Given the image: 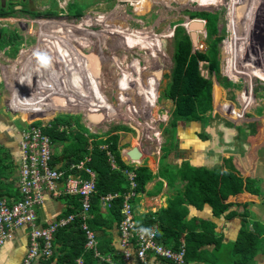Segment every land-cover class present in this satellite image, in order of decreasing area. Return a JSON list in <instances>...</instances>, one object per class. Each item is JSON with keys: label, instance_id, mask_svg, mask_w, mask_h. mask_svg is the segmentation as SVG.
<instances>
[{"label": "trees", "instance_id": "trees-1", "mask_svg": "<svg viewBox=\"0 0 264 264\" xmlns=\"http://www.w3.org/2000/svg\"><path fill=\"white\" fill-rule=\"evenodd\" d=\"M80 1L84 3L87 0H71L66 3V14L71 16L81 15L83 12L80 8ZM17 2L22 5L19 11L30 15L36 14L35 10L24 7V1L22 0H0V16H8L14 13V11H16L14 5H16L15 3ZM50 4V7L44 11L42 15H57L62 11L57 7L55 0H50ZM188 13L190 18H195L194 21L199 22L198 24L194 22L195 27L193 28L192 25L189 26L188 24V21L191 19H186V24H184V26L187 25V29L189 28L191 30L190 32L200 28V19L204 20L203 27L205 34L204 38H202V42L205 46L203 50L191 51V41L188 33L178 24L180 21L175 22L177 24L174 26L171 37L173 44L171 70L168 73H163V82L161 81L158 89V98L169 100L171 107L169 112L170 118L167 121L168 126L162 129L164 134H166L165 141L167 144H163L160 147L162 153L158 159L157 172L154 173L148 167L146 160L135 169L136 189L140 191L146 182L158 176L166 182L167 191H170V193L166 194V206L160 208L158 213H149L143 216L142 219L140 215H138L135 216V220L138 225L144 226L156 222L158 238L164 245L170 244L172 247H175L177 245V239L182 235L185 243V264L186 262H192L194 264H196L195 262L206 264H259V260L254 258V256L264 254V224L261 225L255 220H245L247 213L244 207H242V204L234 201L221 202L218 194L219 180L221 178L220 165L213 154L210 153L209 150H207L206 153L204 152L205 158L199 165H192L188 163V161H182V164L176 166L172 160H168L167 158L169 149L173 151L172 159L174 160L176 158L175 147L178 146V140L175 134L177 132L176 125L179 123L185 125L188 122H197L199 125V130L196 133L198 134L197 136H200L202 140H209V132L207 129L210 127V113L207 114L206 112L211 110V90L214 108L223 117L235 121L238 118L239 112H242L248 121L256 125V129L252 130L250 127L251 130L248 133V135L250 134L249 140L252 146L259 141L264 132V108L260 114H253L251 116L246 115L247 112H245L244 108L252 102L253 96L248 93L245 87L234 89L237 92L235 95L236 100L240 101L241 104V108H238L232 100H224L226 91H234L232 89L233 87L230 85L225 87L216 82L212 83V77L219 79L217 45L222 39V34L216 35V16L211 12L205 11H191ZM210 15H213V17H208ZM204 30L200 32L202 33ZM192 34L194 35V32ZM9 35L11 37L8 39V34L2 33L0 28V43H2L0 49H3L8 44L17 42L18 38L15 36L18 34L14 30L11 31ZM194 40L196 42V38H194ZM54 42H56V39H53V42H47L45 48H47V50H52L53 48H51V45H53ZM58 43L57 40V44ZM71 45L76 46L74 44ZM233 47L231 42L229 51L233 50ZM229 51L227 55V51L222 52V55L231 57V51ZM237 54H239V50ZM83 59H85V54ZM199 61L203 62V65L206 66H203L207 71L206 76L201 72ZM81 67L84 68L83 62H81ZM227 71L231 73L235 71L233 73V80H235V75L236 78L238 75L244 78L242 72L233 70V68L231 70H226V72ZM257 94L260 98H264V92ZM105 107H108L107 103ZM72 117L73 119H69L64 115L54 117L52 120L48 121L49 126L45 127L43 131L50 136L53 142L54 152L58 154L55 149L60 147L59 154L65 165L70 161H78L83 155L89 157L85 165L94 172L96 193L91 196V207L87 211V224L93 230L100 229V231L105 232V226L109 227L111 221L113 223L116 221L117 223L120 219L118 212L119 199L116 198L115 201H113L112 207L100 209L98 205V195L107 191L120 190V183L123 181V177L119 171L109 168L104 156V151L98 146L100 144H105L112 152L117 165L120 168H126L127 166H125L120 159L118 133H116L117 130L121 131V128L113 127V133L108 136L99 133H90L82 124L78 123V116L73 115ZM226 119L221 117L218 118V124L222 128L223 126L231 125ZM71 120H73L75 125L73 128H69L66 131L64 126H69ZM194 123L191 125L194 126ZM58 125H62L64 128L58 131L56 130V126ZM124 128L129 129L127 127ZM236 129H238V140L240 139V141L242 140V143H244L247 134L243 132V128L241 127H236ZM83 133H85V136ZM87 136H90L89 141ZM64 141L66 143H64ZM244 144L245 147L248 145L246 142ZM223 145V149L219 152L218 158L224 150L225 152L232 153L231 156L239 153L236 152L235 148H229L224 143ZM262 147H264V141L261 144V148ZM8 158H10V156L6 150H0V198H7L6 202H9L10 197L14 196L16 193L13 184L16 180L14 177L15 175L13 176L16 166L14 167L11 160ZM227 164L234 170L229 161H227ZM229 175L231 184L233 182L239 184L244 181L243 176H234L232 173ZM260 179L262 180V178ZM255 182L256 180L254 178H247L245 188L251 189L256 185ZM262 191L261 193L264 198V192ZM59 197L66 199L68 207L71 205L75 208L79 204L78 196L61 194ZM204 204L210 207V212L215 217L222 215V217L226 219H239V227L233 239L228 240L226 243H222L220 241V234L216 231L215 225L211 221H203L197 219L195 216L187 217L188 205L194 208H201ZM71 211V209H67L68 213ZM248 222L251 224L250 227L247 226ZM102 225L103 227L101 228ZM68 230V242H61L60 247L53 251L50 259L47 258L48 260L45 262L42 259L40 260L41 264H47L51 260H55L56 264H73L74 258L81 255L82 243L84 241L82 234L83 229L71 227V229ZM72 230L77 231L73 232L74 234H70ZM68 234L72 235V237H69ZM98 243L97 249L101 253L113 251L110 239L107 241L103 239L102 242L100 241ZM206 244H212L213 252H211V249L206 250V248H204ZM217 248L218 250L224 249L223 252L225 253L222 254L224 256L221 259H219V254L215 252ZM227 255L229 256L227 257ZM114 258L116 259V257ZM92 260L89 251L83 253L82 264H93ZM99 264L107 263L101 262Z\"/></svg>", "mask_w": 264, "mask_h": 264}, {"label": "rangeland", "instance_id": "rangeland-1", "mask_svg": "<svg viewBox=\"0 0 264 264\" xmlns=\"http://www.w3.org/2000/svg\"><path fill=\"white\" fill-rule=\"evenodd\" d=\"M22 1H24L23 2L24 7H27L28 9H32V10L36 11V14L33 16H37V17L42 16V17L49 18V16L42 15V13L50 7V5H51L50 0H22ZM70 1L71 0H55L57 7L62 10V11L60 10L61 12H59L61 14H57L56 16H66V12H65L66 11V3L70 2ZM119 1H121V0H119ZM240 1L241 0H193V1L192 0H130V1L129 0H122V2H120V3L123 4L124 7H123V9H121L119 11L121 13L109 15L111 17V20L108 23L107 27L104 26V25H106L105 20H104L105 23L102 21L98 25L91 26L93 29H95L97 27H101L100 25H102L103 31H105V28H106L107 31L110 29L111 33L106 35L107 32H105L104 35H102V34L96 32V34H95L96 36H94V31H91L90 29H88L86 32H84V29H86L87 27H85V25L82 24V28H81L82 33L87 34V36H88V37H85L86 43H84V44H81L84 41H77V40H79L80 36L76 37V35H75V38L73 39V41L66 40V38H64V36H60L61 34H63V30H62V28L61 29L59 28V26L56 22H60L61 19L55 18L56 16H54V17L51 16L52 18L50 17L49 19H44L46 22H49V21L54 22V24L43 22L41 27L44 26V24H45L46 26H48V28H51L53 30V32H52L53 35L49 36L50 38L47 37V38H49L47 40V42H53V39L54 40L56 39V42H54V43L56 44V46L58 45L57 50L60 53L64 52V51H61V49L64 48V46L68 47V46H72L71 44H74V45H80V47H85V49H88L87 53H89V55H91V53L93 51V49H92L93 46L95 48H98L100 46V49H101V53H99L100 58H101L100 59L101 60L100 65L98 64L96 57H94V58H92V64L90 65V68L96 70V66H97V71H98V68L100 66L101 75L98 77L97 82L100 85L102 84V86L98 87V84H97V87L102 92L97 89L98 91L96 90L95 94L105 93V95L107 96V99H108L106 102L108 107L106 108L104 105H102L103 103H98L100 101V99H97V97H96V99L94 97L85 99L86 97L81 92L79 93V91H78L79 94L75 95V96H77L76 99H85L84 101L89 104L87 106L88 111L91 112V110H92V113H94V114L99 113L100 114L99 119L94 120L93 124L90 123L85 116L86 113L83 114V110H81V109L71 110L72 108H64V107L61 108L62 105L57 106L54 101H51L50 99H48L49 97L50 98L54 97V99H56V96L54 93H56V92L59 93L61 90L64 89V85L62 83L63 81H57L53 84L54 86L52 87L53 90L51 88V92L48 91V89H46V92H45L44 90H40L41 89L40 87H39L40 89L38 88V90L41 91L40 95L43 96L42 100L44 102V106H43L42 111L46 112L42 116L43 119L45 121H47V119H48V121H49L54 117L62 116V115L67 116L69 119H73L72 116L75 115V116H78V123L82 124L86 129H89L90 132L95 131L99 134H104L106 136L113 133L112 132L113 127L120 125L121 131L118 130L116 132V133H118L117 134L118 135V147L120 148V157L125 158V156H126L125 165L127 166V171L135 170L136 167L143 164V162L145 160L152 163V164H149V167H151L154 164V162L156 161V159H157L156 157L160 156L162 153L160 150L161 145L167 144V142L165 141L166 134H164V131L162 129L167 127L168 124L165 123L163 126H161V122H159V121H155L152 123L149 120L150 115L154 114L156 109L162 110V113H163V110H167L168 108L170 109L171 108L170 107V101L164 100L162 98H158V102L155 104V106L150 108V104H152V105L154 104V100L152 101V98L153 97L155 98V95H156V89H153L154 87L156 88V86H155L156 82H154V77H153V75H151L152 74L151 71H153L154 69L157 68V67L152 68L151 65L153 63H150V62H151V60L152 61L155 60L156 61L155 63L157 64L156 57H159L157 55H160V54L156 53V52L153 53L154 50H151V49H149V51H146V49H144L142 43H141V45H136L133 48L126 47L129 43L124 46V43H125L124 41H127V38H126L127 36L124 34L123 29L124 30H126V29L130 30L131 29L130 31H136V30L142 31L143 30L142 31L143 34L147 38H152V41L153 40L155 41V45L157 47H159L157 42L160 39V47H161V52H162V57H163L162 62L164 65L162 70H163V72L168 73L171 70L170 68L172 66L171 54H172V47H173L172 38L170 36L171 33L169 30H171V28L177 24V23H175L177 21H180V23H178V24L181 26L186 24V19L190 18V15L188 12H191V11H205V12L213 13L216 16L215 17L216 35L222 34V39L219 41V43L217 45L219 79L212 77V79L215 80L214 82H216V83L219 82L218 84L221 85L222 83L225 82L226 70H231L232 68H233V70H237L236 66L245 65L243 67L244 69L242 70L243 71L242 74L244 75V77H247L248 80L246 79V81H245L244 78L239 76V75L237 76V78H238L237 79L236 75H235L234 76L235 80H233L234 82H230V86L233 87L232 88L233 90L238 89L239 87H243V88L246 87V89L248 90V93L250 95L252 94V96H253L252 102L249 103L246 108H244L245 112H247L246 115L251 116L253 114L262 113L263 108H264V104H263L264 98L263 99L260 98L257 93H263L264 92V0H257V4H256L255 10H254V13L251 15V21L252 22L250 23L247 30H244V28H246V26H244V27L238 26V24H239L238 19L239 18L236 16L237 28L235 29V32H234L233 27H232V20H230L231 16L230 17H228V16L232 15L235 12L236 7L234 5L237 3H240ZM18 2L15 3L16 5H14V9L16 11H14V13H12L8 16L24 14V12L19 11V9L21 8L22 5H21V3H18ZM80 2H79V4H80ZM116 2H117V0H87L84 3L81 2L80 8L82 9L83 13L86 10L87 11L90 10V12L94 11L92 13H95V12L105 13V12H110L114 8V5ZM245 2H246V0H245ZM148 4H150L149 8L147 7ZM141 5H142V7H141ZM122 12L125 15H123ZM25 14H28V13H25ZM202 15H204V14H202ZM243 16H244V14H243ZM208 17H213V15H210ZM241 17H242V15L240 16V18ZM244 17H246V15ZM4 18L7 20L6 22L8 23L9 27H6V26L1 27L0 26L2 33H7L8 34L7 38L9 39L11 37L9 35V33L14 30L18 34L17 36H15L18 38V40H17V42L8 44L3 49H0V55H3L9 49V47H15V45H17V43L20 39V33L18 31H16L14 28H10V27H12V21H11L12 18L6 17V16ZM194 20H195V18H191V20L188 21V24L193 22ZM233 20L235 21V18ZM2 21L3 20L1 19L0 22H2ZM194 22H196V21H194ZM202 22H203V20L200 21V24ZM247 23H248V21H246L245 24H247ZM32 26L35 27V29H36V26H34V25H32ZM247 26H248V24H247ZM120 27H121V30H120ZM229 27H230V29H229ZM4 28H6V29H4ZM63 28H65V31L69 30V29H73L71 26H68V27L64 26ZM183 28H185L184 30L187 32L191 31L189 28L188 29H186V27H183ZM242 29H243V33L238 34L240 32V30H242ZM201 30H203V27H202V29L197 28L196 30H193L195 38H196V42L194 43V45H191V48H192L191 51L203 50V48L205 46V44H203V42H202V38L204 37V34H205L204 31L205 30L202 31V33L200 32ZM237 30H238V32H237ZM27 31H30V29L27 28ZM196 31H198V32H196ZM246 33H249L251 35L250 40L247 42H245V36H244V35H246ZM166 34H170L169 37H167L168 35L166 37H162V36H165ZM132 35H133L132 38H136L137 40H139L141 37V35L135 34V33H132ZM47 38H45V40H44V43L46 44V46H47V42H45V41ZM235 38H237V40L239 42V45L237 47H238L239 54H240V55L237 54L238 59L236 62H234V56H232V58H231L230 56L228 57V56L222 55V52H226V51H227L226 55L228 54V51L230 49V43L233 42ZM57 40L59 42L58 44H57ZM37 41H36V43H37L36 48L42 49V53L39 54V56L41 58V60H39V61L43 62L45 58H48V56L52 57L53 56L52 52L54 51V49H52L53 51H51L50 49L47 50V48H45L44 46L41 47L40 42L42 40L40 39V36L38 37ZM162 41H165V42H162ZM54 43H53V45H54ZM1 45H2V43H0V46ZM145 45L146 44H144V46ZM77 47H79V46H77ZM146 47H147V45H146ZM160 47H159V49H160ZM10 52L13 53L12 49H10ZM77 57L83 58V56H77ZM81 58L79 60H81ZM131 58H132V60H130ZM85 60L87 61V63L91 62L89 57L85 58ZM138 60H139V63H138ZM147 60H148V63H146ZM128 61H129V63H128ZM199 65H200L201 70L206 71V69L204 68L206 66L203 65V63H201V61H199ZM149 66L151 68V71L149 70L150 69ZM124 67L126 68V70H128V68H130V67L132 68V73L134 74V75H132V78H131V76L124 78L125 76H127V72L123 73ZM138 67H139V69H138ZM118 68H120L121 73H122V76H120V77H119V74H117ZM104 69H106V71ZM40 70H42V69H39L36 72L38 73ZM107 74L108 75L109 74H111V75L117 74V76L113 77L114 82H115L114 83L115 87L118 85L119 88H121V89L127 88L126 90H128L130 88L128 90V93H126V94H125V91L120 92V93L116 91L117 92L116 96L119 100L116 99V96L114 99V97L112 95L113 92H111L109 90L110 86H109V89L107 87V84H106L108 81V80H106ZM140 74L146 75V77L149 78V80H148L149 83L147 81L145 82L142 79ZM73 75H75V77H77V79L81 77L80 74L76 75V73H74ZM204 75L206 76V73ZM84 79H87V76H85ZM47 80H50V78ZM125 80H127L128 82H125ZM213 80H212V83H213ZM101 81L104 83H101ZM247 81H248V83H247ZM26 85H22V86L24 87ZM30 85H27V87L30 88L29 87ZM11 88H12V86L11 87L7 86L5 91L10 92ZM102 88H103V90H102ZM110 92H111V94H110ZM52 94H54V95L52 96ZM127 94H128V96H130V99L128 98ZM150 94L153 96H152V98H150V101H149V95ZM135 96H138L140 98V101H139V99L137 100L135 98ZM123 99H124L125 103H123ZM4 100L5 101L7 100L6 105L8 106L9 109H10L9 100L11 102H13V101L17 102V98L15 96H11V95H10L9 99L4 98ZM90 100H92V104H90ZM211 100L212 101H211L210 114H212L213 116L211 118V127L210 128L216 130V128L220 125H218V124L214 125V124L218 122V118H219L218 115H221V114L218 113L214 108L213 99H212V90H211ZM149 102H150V104H149ZM2 104H4L3 101H2ZM30 104L33 105L34 107H31L30 110H27L26 111L27 114L31 113L30 111L33 110L34 108L39 110L40 104H39L38 99H35L34 102H32ZM76 104H78V108H79L81 102L80 101H74L71 105H69V107L75 106ZM25 107L26 106H24L22 109H25ZM145 109H147V110H145ZM11 111H13V110H11ZM169 112H167L168 120L170 118ZM19 114L20 113H15L14 115H13V113L10 114L1 105V101H0V124L2 126H5V127L8 126L7 124L10 123V121L12 120L13 122L15 121L14 124L17 127H21L20 124H22V123L20 122V124H19L18 120L16 121V119L13 118L16 115L18 116ZM105 114H107V115H105ZM207 114H209V113H207ZM103 115H105V116L103 117ZM164 117H166V115H164ZM99 120H101L100 123H98ZM227 121H229V120H227ZM229 122L231 123V121H229ZM179 124H177V125H179ZM23 125H22V127H23ZM74 125H75L74 123H71L69 126H65V127H66V129L73 128ZM231 125L233 126L232 123H231ZM231 125L224 126L227 129L225 130L224 136H222L223 139L225 138V139L229 140L230 136H232V130L230 128ZM236 125L235 126L237 128H239V127L243 128L242 129L243 132H245L248 136V133L251 130V128H250L251 124H243L245 126H242V124L237 123ZM2 126H0V127H2ZM124 127H127L129 129H125ZM56 128H57V126H56ZM178 128L180 129L181 126H179ZM134 129H136V131ZM184 130H188V128L185 127L182 129V131H184ZM209 131H210V129H209ZM223 131H224V129H223ZM17 132H15V133H17ZM193 133L195 134L196 131L194 130ZM83 135L85 136V133H83ZM212 135H214V133ZM87 137H88L87 139L89 141L90 136H87ZM175 137L178 140V143L180 145L179 147L178 146L175 147L176 156L178 157V155L180 154L183 157V159L192 160L191 161L192 164L193 163L197 164L198 163L197 158H193V156H191V158H190V155H193L194 149H195L193 147V144H191L190 141H188L187 137H184L183 133L176 132ZM262 139H264V136L261 137L259 139V141H261ZM220 142L221 141H219L218 143H220ZM131 146H135L138 149V151L140 152L141 156L138 159H130L126 155V151ZM100 148H104V150H106L105 147H100ZM220 148L221 147L219 146L218 150ZM0 150L2 151L3 148H1ZM195 150H197V149H195ZM170 151L171 150L169 149L168 155L170 154ZM105 155H107V157H109V159H110L111 156L107 150L105 151ZM263 155H264V150L260 152V155L255 156V160L253 161L254 169L258 166L257 174H258V176H262V177H264V161H262L264 159ZM193 160L196 162H194ZM180 161L182 162L181 158H180V160H175L174 164L176 166H179L180 164H182ZM219 165H220V172H222V175H224L223 169L225 170L226 167H224V165H222V169H221V164H219ZM150 169L152 170L153 166ZM169 170H171V169H169ZM156 172H157V170H156ZM227 172L228 171H226V173ZM76 173L77 172H75L74 174H76ZM129 175H134V173H130ZM135 177H136V172H135ZM230 182H231V180H230ZM241 183H243V182H241ZM18 185H19V181H17V186ZM230 185H231V183H230ZM229 190L231 192L232 188H229ZM153 191H156V187H154ZM164 191H165V187H164ZM107 192H109V191H107ZM112 192H114V191H112ZM166 193L168 194V193H170V191H167ZM60 194H62V193H59L57 195H60ZM100 195L101 194H99L98 196H100ZM229 195L230 196H228V197L232 198L233 195H231V194H229ZM73 196H77V195H73ZM53 199H55V198H53ZM90 201H91V198H90ZM79 204H80V199H79ZM111 204H112V202H111ZM98 205H99V199H98ZM165 206H166V204H165ZM189 210L190 211H188L187 215L194 212V210L191 208H189ZM221 228H222V225L216 224L217 230L220 231ZM3 244H4V242L1 245H3ZM27 245L28 244H26V252H27ZM54 250H55V246L52 244V251H54ZM26 252L22 256V260H21L22 262H20V264H25L24 259L26 258ZM89 252H90V250H89ZM52 254H53V252H52ZM90 254H91V252H90ZM50 256L44 257V256L38 254V255L32 257L30 260H28V263H26V264H30L31 262L35 263L40 258L47 259ZM76 258H78V257H76ZM76 258H74L73 264H76L75 263ZM80 262H81V260H80ZM99 263H100V261H99Z\"/></svg>", "mask_w": 264, "mask_h": 264}, {"label": "crops", "instance_id": "crops-1", "mask_svg": "<svg viewBox=\"0 0 264 264\" xmlns=\"http://www.w3.org/2000/svg\"><path fill=\"white\" fill-rule=\"evenodd\" d=\"M92 12H94V11H92ZM92 12H89V10L88 11L86 10L82 15H79L76 17L71 16V15L55 17V18L61 19L60 22H56L57 24L63 25L66 27H68V26L74 27L73 29L66 30V31H65V28H62L63 34H61L60 36H64V38H66V40H69V41H71L70 39H74L75 35H77V31H76L77 27L79 25H81L84 21H86V19H87L86 16L91 15ZM116 14H118V13H116ZM4 17L5 16L0 17V20L1 19L3 20L2 22H0V26L1 27L2 26L9 27L8 23L6 22L7 20ZM6 17L12 18L11 19L12 27H10V28H14L16 31H18L20 33V39H19L17 45H15V47H9V49L3 55H0V59H1L0 83L2 82L0 84V101H1V105L10 114L13 113V115H14L15 112H12L6 104H2V101L5 102V100H4L5 95L10 96V94L14 93L15 90H16L15 94L20 93V90L22 88L19 89L15 85H12V88L10 89L11 93L5 91L7 86L5 84L6 82H4L2 80V75L7 71L6 67H8V66L13 67L14 70H16V72L18 73V75L23 74L22 85L32 84L33 79L39 80L40 76H37L36 71L39 70L40 67H42V65H43L44 69L47 70L46 75L50 78V81L52 84H54L57 81H63L62 83L64 86L65 85L71 86V89L77 90V94H79L81 92V89H82L83 95L86 98L88 96L90 97V96L95 95L96 90L97 89L99 90V88H96V85L98 84V87L102 86V84L100 85L97 82V79L101 75V72H100L99 76H95V75H97V66H96V70L91 69V68H89V70H87V69H85V67L84 68L81 67V62L79 60L80 57H77V56H84V54L88 51V49H85V47H80V45L68 46V47L64 46V48L61 49V51H64V52L60 53V52H58L57 46L54 43V45H51V47L54 49V51L52 52L53 56L52 57L48 56V58L44 59V63L41 64L39 60L35 59L38 56V54L42 53V49L36 48V46H37L36 41H37L38 37L41 36V32H42V34L45 32L43 29H41L42 23L43 22L50 23V22H46L44 19H49L50 17L49 18L42 17V16L37 17V16L25 14V13L13 15V16H6ZM88 19H90V18H88ZM82 20H84V21H82ZM32 25L36 26V29L35 30L32 29L30 31H27V28H30ZM202 27H203V25H201V27L199 29H202ZM173 29H174V26L171 28V30H169L170 33H171V31L173 32ZM203 30H204V27H203ZM52 32H53V30L51 28H48L46 31L47 36L53 35ZM204 33H205V31H204ZM84 36L88 37L87 34H85ZM163 42H165V41H163ZM191 45H192V43H191ZM77 46H79V47H77ZM10 49H12L13 53L10 52ZM92 49H93V51H92L91 55H89V58L91 60L90 65L92 64V58H94V57H96V60L98 61V64L100 65V55H99V53H101L100 46L98 48H95L93 46ZM230 51H232V50H230ZM157 56H159V55H157ZM8 59H10V60H8ZM12 59H14L15 61H13ZM71 60H73V63ZM160 61L162 63V66L164 67L163 62H162L163 61L162 56H160ZM4 62H6L8 65L5 66L3 64ZM201 63H203V62H201ZM84 66H87V65L84 64ZM99 68H100V66H99ZM130 68H128V70H127V75H128V77L131 76V78H132V75H134V74L132 73V68L131 69ZM138 69H139V67H138ZM104 70L106 71V69H104ZM29 72H31V74L29 76H27L26 73H29ZM74 73H76V75L77 74H83L82 79H80V78L77 79V77H75V75H73ZM163 73H165V72H163V70H162V75H163ZM206 73H207V71H206ZM225 73H230V74H232V77H233V73H231L229 71H227ZM117 74H119V77L122 76L121 70H120V73L117 72ZM117 74L116 75H114V74L113 75H111V74L106 75V80H108L106 84H107L108 89L110 86L109 90L111 92H113L112 95H113L114 99H115V95L118 91H123V92L125 91V94H126V93H128V90L130 89L129 88L128 90H126L127 88L121 89V88H119L118 85L116 87L114 86L115 82H114L113 77L117 76ZM140 75H141V77L143 76L142 74H140ZM162 75H161V78L159 79V81L156 83V88L155 87L153 88V89H156V95L157 96L156 95L155 96H156L157 102H158V89H159V85H160L159 83L163 80ZM84 76H87V79H83ZM30 77H31V79H30ZM232 77H230L228 85H223V84L222 85L225 87L229 86L230 82L233 81ZM14 78H17V77H14ZM142 79H143V77H142ZM246 79H247V77H244L245 81H246ZM213 82H214V80H213ZM101 83H104V82L101 81ZM247 83H248V81H247ZM217 84H218V82H217ZM46 85H47V87L45 88V92H46V89L50 90L49 86H51L49 84H46ZM24 87L27 88L29 91H31V89L28 88L27 85ZM102 90H103V88H102ZM78 91H79V93H78ZM111 92H110V94H111ZM36 93L39 94L38 97L36 98V99H38L39 104H40L39 111H42L43 106H44V102L42 100L43 96L40 95V92H36ZM236 93H237L236 90L226 91L224 100L225 101L232 100L233 102H235L236 107L241 108L240 101L236 100V96H235ZM54 94H52V96ZM101 95H102L101 97L100 96L99 97L96 96V97L106 101L107 96L105 95V93H101ZM103 96H105L106 98H104ZM152 96L153 95L150 94L149 98H152ZM21 98H22V96L19 95L18 100ZM135 98L137 100L140 99L138 96H135ZM48 99H50L51 101L55 100L54 97L53 98L49 97ZM154 99L155 98L153 97L152 101ZM123 102H124V100H123ZM149 104H150V102H149ZM151 105L152 104H150V106ZM210 111H207L206 113H210ZM18 112H20V111L18 110ZM88 113L94 114L90 111L87 112L86 114H88ZM26 115H27L26 109L22 110L21 113L18 116H16V121L18 120V122L20 124V121H22V119L31 118V115H27V116ZM212 116L213 115L210 114V127H211ZM218 116H219V118L220 117L223 118L221 115H218ZM244 116L245 115L242 112H239L237 120L234 121V120L227 119V120L231 121V123L233 124V126L232 125L230 126V128L232 130V136H230L229 140H227L225 138L223 139V137H222V136H224L225 130L227 129L224 126H223V128L221 126H218L217 127L218 129L216 128V130L208 127L210 129V131H209V129H207V131L209 132V140H202L201 137L200 136L198 137L197 136L198 134H196L199 130V125L197 122H195V123L194 122H188L185 125L184 124L177 125V127H176L177 132L183 133L184 137H187L188 141H190V143L193 144V147L195 149H197V150H195L193 148L194 153H193V155H190V158H191V156H193V158H197L198 163L192 164V162H191L192 160L183 159V157L180 154L178 155V157L176 156V158L173 160L172 159L173 158L172 157V155H173L172 149H170L171 150L170 154L169 155L167 154V158H168V160H172L173 162L175 160H180V158H181L182 161H188V163H190L192 165H199L205 158L204 152L206 153L207 150H209V152L213 154L215 159L218 160V163L221 164V169H222V165H224V167H226L225 170L223 169L224 175H222V172H221V178L219 180L218 194L220 196L221 202L225 203V202L234 201V202L242 204V207H244L245 212L247 213L245 216V220H247V221L255 220V221H258L262 225V224H264V198L262 196L263 194L261 193V191L263 190L262 192H264V177L258 176V174H257L258 166L254 169L253 161L255 160V156L260 155V152L264 150V147L261 148V144L264 140L262 139L261 141L256 142L252 146V144L249 140V136H250V134H249L246 137V139L244 140L246 143H248V145L246 147L244 144L245 142L242 143V140L241 141H240V139L238 140V138H239L238 129H236L237 123L242 124V126H245L243 124H251L250 127L252 128V130L256 129V125L253 122L248 121L246 119V116L245 117ZM223 119H225V117ZM263 119H264V117H263ZM88 121L93 124V120L88 119ZM99 121L101 122V120H99ZM99 121H98V123H100ZM14 122L10 121V123H8L7 124L8 126H6V127L2 126L0 124V126H2V127H0V146H1V148H3L4 151L6 150V152L9 154L10 158H8V159L11 160L12 165H14V167H15L17 157H18L17 147H16V141H17V135L16 134L18 133L17 131H19L20 127H17L14 124ZM71 123H74L73 120L70 121V124ZM193 123H194V126L191 125ZM217 124H218V122L215 123L214 125H217ZM66 126H68V125H66ZM179 126H181L180 129L178 128ZM115 127H120V125H117ZM185 127H187L188 130L182 131V129ZM65 129H66V127H65ZM68 129H66V131ZM223 129H224V131H223ZM194 130L196 131L195 134L193 133ZM87 131L90 132L89 129H87ZM220 131H221V133H220ZM15 132H17V133H15ZM90 133H97V132L94 131V132H90ZM213 133H214V135H212ZM263 136H264V132H263V135L261 137H263ZM219 141H221V142L218 143ZM64 143H66V142L64 141ZM223 143L226 146H228L229 148H231V147L235 148L236 152H239V153H237V155L231 156L232 153L225 152V150H224V152L221 153L219 158H218L219 152L223 149V147H222V146H224ZM179 146L180 145L178 143V147ZM219 146L221 148L218 150ZM98 147L99 148L105 147L106 150L110 153V156L112 157L116 168L110 167V164L108 161L109 157H107V155H105L106 150H104V148H100L104 151V156H105V159H106V162H107L109 168L112 170H117L122 174L123 181L120 183V186L125 184L126 183V174L125 173L127 171V167L126 168H120L117 165V163L115 162V159L113 157L112 152L110 151V149L107 148V146L105 144H100ZM55 150L58 152V154L55 152V154H56L55 163H64L62 158L60 157V154H59L60 147H58ZM61 150H62V147H61ZM234 153H235V151H234ZM85 156L86 155H83L82 157H85ZM120 159L125 164L126 156H125V158L120 157ZM227 161H229L232 164V167L234 168V170H232V168H230V166L227 164ZM262 161H264V159ZM194 162H196V161H194ZM146 164L149 167V164H152V163L147 161ZM152 166H153L152 170L154 172H156V170L158 168V162L156 163V161H155ZM14 167H13V170H14ZM226 171H228V172L226 173ZM13 173H14L13 176L15 175L14 177L16 178V175H17L16 169L14 170ZM230 173L234 174V176L235 175L236 176H243V178H244L243 183L238 184L237 182H233L230 185V175H229ZM261 177H262V181L260 179ZM247 178H251V179L254 178L256 180V182H255L256 185L254 183L255 186H253L251 189L245 188L246 187L245 183H247ZM13 184H14L16 193L14 194V196H12L10 198H15V196L18 194L16 180L14 181ZM154 187H156V191H153ZM164 187H165V191H164ZM229 188H232L231 192H230ZM138 192H139V194H136L132 200L133 211L136 214L135 216L140 215V218L142 219L143 216L148 215L149 213H158L160 208L165 207V204H166L165 198H166V194H167L166 193L167 188H166V182L163 179H161L160 177H158V176L153 177L151 180L146 182L144 184L143 188L140 191L138 190ZM229 194L233 195L232 198L228 197V196H230ZM1 197H5V196H1ZM8 199H9V197H8ZM78 206H79V204H78ZM78 206H76V207H78ZM187 207H188V211H190L189 208L194 210V212L187 215V217L195 216L198 219L203 220V221H211L215 225V229H216V224L222 225V228L220 231L216 229V231L220 234V241L222 243H226L228 240L233 239L235 237V232L239 227V219L238 218L226 219V218H223L222 215L215 217L211 214L210 207H208L206 204H204L203 207H201V208H194V207L189 206V205ZM35 208H36L35 209V214H36L35 221L33 223H27V224L17 228L14 231L11 239L5 241L3 245H0V264H20V262H22L21 261L22 256L26 252L27 238H28V234L32 230V228L34 226H37V225L46 226L48 223H51L52 221L58 219L59 217L66 216L68 213L67 209H71V210L74 209V207H72L71 205L68 207V204H67L65 198L56 197L55 199H53V198L51 199V197L47 193H45L43 195L41 204ZM89 209H90V207H89ZM151 218H153V217H151ZM116 226H117L116 221L114 223L111 221L110 226L109 227L105 226V228H104L105 232H103V231H100V229H97V230L91 229L86 222V227L90 232H92V234L96 240L97 245L99 244L98 242H100V241L102 242L103 239L106 241L108 239H110V241H111L110 244L113 246L112 252H115L118 250L119 235H118V232L116 231ZM247 226L248 227L251 226L250 222H248ZM71 227L81 229V227L77 224L74 226H71ZM71 227H69V225H62V224H59L56 226L54 232H52V234L50 236V241L55 246V249L56 248L58 249L60 247L61 242L62 243L68 242L67 232L69 231L68 229H71ZM102 227H103V225L101 226V228ZM146 227H153L156 231V222H152ZM75 231H77V230L70 231V234H74L73 232H75ZM82 234H83V239L85 241L84 231L82 232ZM157 234H158V232H157ZM69 237H72V235H69ZM180 238H182V235L178 239H180ZM84 241L82 243V251L80 253L81 255L78 256L81 259H82L83 253H85L86 251H89V250H84V248H83ZM158 241L161 243L159 238H158ZM211 245L212 244H206V245H204V248H206V250L211 249V252H213ZM223 251H224L223 248L219 249V250H218V248L215 249L216 254H219L218 255L219 259H221L224 256V255H222L223 253H225ZM61 253H63V252H61ZM105 253H109V252H105ZM105 253L103 252L101 254H105ZM228 256L229 255H227V257ZM91 257H92V255H91ZM50 258L51 257H49V259ZM254 258L259 260V264H264V254L256 255V256H254ZM41 259L44 262L48 260L45 258H40L35 263L31 262L30 264H41V261H40ZM92 259H93L92 260L93 264H99V260L97 258L92 257ZM100 263H101V261H100ZM195 263L196 264H206V263H201V262H195ZM47 264H56V262H55V260H51ZM130 264H138V263L135 260H131ZM186 264H194V263H192V262L187 263L186 262Z\"/></svg>", "mask_w": 264, "mask_h": 264}, {"label": "built area", "instance_id": "built-area-1", "mask_svg": "<svg viewBox=\"0 0 264 264\" xmlns=\"http://www.w3.org/2000/svg\"><path fill=\"white\" fill-rule=\"evenodd\" d=\"M15 91L10 95L18 99L20 93L15 94ZM156 96L155 104L157 103ZM9 97L5 95L6 99ZM6 101L4 104H7ZM13 103L16 105L17 102L13 101ZM25 106L26 111L34 107L30 103ZM30 112L27 115H31V118H24L20 121L22 124L16 134L18 194L15 198H10L9 202H6V198L0 199V245L11 239L17 228L35 221V207L41 204L45 193L51 198L59 197L61 194H57L62 193L77 195L80 199L79 206L66 216L59 217L46 226L37 225L32 230L30 229L25 264L38 254L44 257L52 255L50 236L59 224L69 225V227L79 225L85 233L84 250H90L92 257L103 263L130 264L131 260H135L138 264H185L183 237L177 240L175 247L170 244L164 245L158 241V234L153 227L136 223V214L132 205V200L138 193L135 170L126 171V183L120 186V190L105 192L98 196L100 209L112 207L111 202L113 203L116 198L119 199L118 212L120 215L116 223V231L119 235L118 250L101 254L97 249L92 232L86 227L87 211L91 207L90 198L96 192L94 172L85 165L89 157H82L76 162L70 161L66 165L55 163L56 154L53 150V142L50 136L43 131L49 126L48 119L45 121L42 117L46 112L36 108ZM167 112H169L168 109L163 110V113L162 110L156 109L155 113L150 115V122L159 121L163 126L168 117ZM15 113H21V111ZM16 116L13 118L16 119ZM62 128V125H58L56 130L60 131ZM156 158L157 163L159 157ZM108 161L111 168H116L112 157ZM75 172L77 173L74 174ZM130 173L134 175H129ZM75 263L81 264L82 259L76 258Z\"/></svg>", "mask_w": 264, "mask_h": 264}, {"label": "bare ground", "instance_id": "bare-ground-1", "mask_svg": "<svg viewBox=\"0 0 264 264\" xmlns=\"http://www.w3.org/2000/svg\"><path fill=\"white\" fill-rule=\"evenodd\" d=\"M130 1V0H129ZM193 1V0H192ZM120 2H122V0L121 1H119V0H117V2L115 3V5H114V8L110 11V12H105V13H97V12H95V13H92V15H89V16H86L87 17V19H86V21H84V20H82V21H84L82 24H84L85 25V27H87L86 29H84V32H86L88 29H90L91 31H94V36H96L95 34H96V32H98V33H100V34H102V35H104V33L105 32H107L106 33V35L107 34H109V33H111L110 32V29L107 31L106 30V28H105V31H103V26L102 25H100L101 27H97V28H95V29H93L91 26H93V25H98L100 22H104L105 23V21H106V25H104V26H106L107 27V25H108V23L110 22V20H111V17L109 16V15H112V14H116V13H121V12H119L121 9H123V7H124V5L123 4H121ZM149 3V2H148ZM146 4V3H145ZM256 4H257V0H246V2H245V0H241L240 1V3H237V4H235L234 6L236 7V9H235V12L232 14V15H229L228 17H230V20H232V27H233V30H234V32H235V29L237 28V19H236V16L239 18L238 19V21H239V24H238V26L239 27H244V26H246V28H244V30H247V28L249 27V25H250V23L252 22L251 21V15L254 13V10H255V7H256ZM126 5V4H125ZM149 5L150 4H148L147 5V7L149 8ZM129 6V5H128ZM141 7H142V5H141ZM127 10V9H126ZM125 10V11H126ZM136 10V9H135ZM149 10V9H148ZM242 11V12H241ZM89 12H90V10H89ZM116 12V13H115ZM136 12V11H135ZM138 12V11H137ZM123 13V12H122ZM130 14V13H129ZM243 14H244V16L246 15V17H244L243 16ZM123 15H125L124 13H123ZM242 15V17L240 18V16ZM119 17V16H118ZM88 18H90V19H88ZM235 18V21L233 20ZM22 19V18H21ZM19 20V19H18ZM17 20V21H18ZM105 20V21H104ZM81 21V22H82ZM246 21H248V26H247V24H245L246 23ZM50 22V24H54V22H52V21H49ZM82 24L81 25H79V27H77V29H76V31H77V35H76V37L77 36H80V38H79V40H77V41H84L83 43H81V44H84V43H86V41H85V34H83L82 33ZM245 24V25H244ZM58 26H59V28L61 29V28H63L64 26L63 25H59L58 24ZM118 27V26H117ZM72 28H74V27H72ZM30 30H32V29H34L35 30V27H33V26H31L30 28H29ZM41 29H43L45 32L42 34V32H41V36H40V39L42 40L41 42H40V46L42 47V46H44V47H46V44L44 43V40H45V38H47V37H49V36H47V34H46V31H47V29H48V26H46L45 24H44V26H42L41 27ZM229 29H230V27H229ZM42 30V31H43ZM70 30V29H69ZM120 30H121V27H120ZM131 30V29H130ZM130 30H124L123 29V32H124V34L127 36L126 38H127V41H124L125 43H124V46L126 45V44H128L126 47H130V48H133L134 46H136V45H141V43L143 44V47H144V49H146V51H149V49H151V50H154V52L153 53H159L160 55H159V57H157L158 58V60H160V56H162V52H161V47H160V44H159V41H160V39L158 40V42H157V44L159 45V47H160V49H159V47H157L156 45H155V41L153 40L152 41V38H147L144 34H143V30L142 31H130ZM113 31V30H112ZM232 31V30H231ZM237 32H238V30H237ZM132 33H135V34H139V35H141V37H140V39L139 40H137L136 38H132ZM240 33H243V29L242 30H240V32L238 33V34H240ZM50 38V37H49ZM49 38H47L46 39V41L45 42H47V40L49 39ZM244 38V37H243ZM96 39V38H95ZM71 41H73V39H71ZM38 42V41H37ZM234 42V43H233ZM232 43H233V50L231 51V58H232V56H234V62H236V60L238 59V56H237V51H238V45H239V42H238V40H237V38H235L234 39V41H233ZM144 44H146L147 45V47H146V45L144 46ZM84 46V45H83ZM104 46V45H103ZM109 49V48H108ZM51 51H53V50H51ZM236 53V54H235ZM88 54L89 53H85V58H87L88 57ZM72 55V54H71ZM81 58V57H80ZM35 59H37V60H41V58H40V56H39V54H38V56L35 58ZM101 59V58H100ZM8 60H10V59H8ZM13 61H15L14 59H12ZM130 60H132V58L130 59ZM157 60V61H158ZM72 61V63H73V60H71ZM101 61V60H100ZM80 62H83V64H86L87 66L88 65H90V63L88 62L87 63V61L85 60V59H83V58H81V60H80ZM96 62V61H95ZM156 61L154 60V61H152L151 60V62L150 63H153L152 65H151V67L153 68H155V67H158L159 65H158V63L156 64L155 63ZM0 63H1V59H0ZM41 64H43L44 63V61L43 62H40ZM146 63H148V60H147V62ZM149 63V64H150ZM5 66H7L8 64L5 62V63H3ZM75 64V63H74ZM96 64V63H95ZM156 64V65H155ZM246 64V63H245ZM125 66V65H124ZM245 65H243V66H236V69L238 70V71H240V72H243L242 70L244 69L243 67H244ZM7 68V71L2 75V80L4 81V82H6L5 84L7 85V86H12V85H15L17 88H22L21 90H20V95L22 96V98L21 99H17V103H16V105H15V103H13V102H11L10 100H9V102H10V109L11 110H13V111H21V110H25V109H22L27 103H32V102H34V100L38 97V93H36V92H39L40 90H44L45 91V88L47 87V85L46 84H49V85H52L49 89L50 90H48V91H51V88L54 86L52 83H51V81L50 80H47V79H49V77L46 75V72H47V70L46 69H44V67H43V65H42V67H40V69H42V70H40L38 73H37V76H40V78H39V80H35V79H33V82H32V84L30 85V84H27V85H30L29 87H30V89H31V91H29L27 88H25V87H23L22 86V81H23V74L22 75H18V73L16 72V70H14V68L13 67H6ZM149 68H150V66H149ZM86 69V68H85ZM150 71H151V68L149 69ZM45 73H44V72ZM124 72H127V70H126V68L124 67V69H123V73ZM31 74V72H29V73H26V75L27 76H29ZM80 79H82V77H83V74H80ZM225 82L224 83H222L223 85H228V82H229V80H230V77L232 76V74H230V73H225ZM5 77V78H4ZM14 77H17V78H14ZM85 77V76H84ZM109 77V76H108ZM126 77H128V75L127 76H125L124 78H126ZM143 77V80L146 82H148L149 83V78H147L146 77V75H143L142 76ZM22 79V80H21ZM30 79H31V77H30ZM84 79V78H83ZM125 82H128L127 80H125ZM154 82H156L155 81V79H154ZM46 83V84H45ZM51 83V84H50ZM127 84V83H126ZM37 86V87H36ZM156 86V85H155ZM41 89H40V88ZM38 88L40 89V90H38ZM96 88H98L97 87V85H96ZM52 90H53V88H52ZM101 91V90H100ZM9 93H11V91L9 92ZM81 93L83 94V92H82V89H81ZM120 93V92H119ZM75 95H77V90H75V89H71V86H64V89L63 90H61L59 93H55V96H56V99L54 100V102H55V104L57 105V106H60V105H62L61 106V108L62 107H64V108H69V105H71L74 101H80L81 102V104H80V107L78 108V104H76L74 107H73V109H71V110H74V109H81V110H83V114H85V113H87V112H89L88 111V109H87V106L89 105L87 102H85L84 100L85 99H87V98H95L96 96H102L101 95V93H98V94H95V95H93V96H88L87 98H85V99H76V97L77 96H75ZM104 98H106L105 96H103ZM149 97H150V95H149ZM82 98V97H81ZM96 99V98H95ZM97 99H100V98H97ZM108 100V99H107ZM107 100L106 101H104V100H102V99H100V101L98 102V103H103L102 105H104V106H106V102H107ZM85 102V103H84ZM90 104H92V100H90ZM155 104V103H154ZM153 104V105H154ZM153 105H151L150 106V108L151 107H153ZM91 112H92V110H91ZM104 112V111H103ZM135 112V111H134ZM105 115H107V114H105ZM105 115H103V117L105 116ZM134 116V115H133ZM100 122V121H99Z\"/></svg>", "mask_w": 264, "mask_h": 264}, {"label": "water", "instance_id": "water-1", "mask_svg": "<svg viewBox=\"0 0 264 264\" xmlns=\"http://www.w3.org/2000/svg\"><path fill=\"white\" fill-rule=\"evenodd\" d=\"M196 24H198V21H196L195 22ZM195 23H194V21H193V23H189V26H193V28L195 27L194 25H195ZM191 28V27H190ZM193 32H190L189 31V37H190V40H191V43H192V45H194V43H195V40H194V38H195V35H193L192 34ZM163 42V41H162ZM159 43H160V41H159ZM156 60H158V58L156 57ZM157 63H158V67L156 68V69H154L153 71H151V73H152V75L154 76V79H155V81H156V83L159 81V79L161 78V75H162V63H161V61H157ZM201 72H202V74L204 73H206V71H203V70H201ZM96 73V72H95ZM99 74H100V68H98V71H97V75H95V76H99ZM203 74V75H204ZM95 115V116H94ZM86 116V118L87 119H91V120H96V119H99L100 118V114L99 113H97V114H86L85 115ZM135 131H136V129H134ZM126 155L130 158V159H138L140 156H141V154H140V152L138 151V149L135 147V146H131L127 151H126Z\"/></svg>", "mask_w": 264, "mask_h": 264}, {"label": "clouds", "instance_id": "clouds-1", "mask_svg": "<svg viewBox=\"0 0 264 264\" xmlns=\"http://www.w3.org/2000/svg\"><path fill=\"white\" fill-rule=\"evenodd\" d=\"M58 14H61V13H58ZM54 17V16H56V15H50L49 17ZM66 16H68V15H66ZM51 17V18H52ZM57 17V16H56ZM74 17H76V16H74ZM191 19V18H190ZM200 19V18H199ZM201 20H203V19H200V21ZM204 24V20H203V22H202V25ZM183 27H186V29H187V25L186 26H184V25H182ZM183 29H185V28H183ZM187 32V31H186ZM169 33V32H168ZM188 33V35H189V32H187ZM172 34H173V32L171 31V35L170 34H166L165 36H162V37H166L167 35V37H169V35L172 37ZM160 44V43H159ZM129 62V61H128ZM138 63H139V60H138ZM87 70H89V67H90V65H88V66H84ZM117 72L118 73H120V68H118V70H117ZM118 92H123V91H118ZM128 95V94H127ZM130 97V96H129ZM116 99H118L117 98V96H116ZM130 99V98H129ZM119 100V99H118ZM130 101V100H129ZM139 101H140V99H139ZM152 108V107H151ZM168 110L170 111V109L168 108ZM170 116V115H169ZM167 121H168V117H167V119H166V121H165V123H167ZM164 123V124H165ZM65 127V126H64ZM150 168V167H149ZM137 192H138V190H137ZM137 194H139V192L137 193Z\"/></svg>", "mask_w": 264, "mask_h": 264}, {"label": "flooded vegetation", "instance_id": "flooded-vegetation-1", "mask_svg": "<svg viewBox=\"0 0 264 264\" xmlns=\"http://www.w3.org/2000/svg\"><path fill=\"white\" fill-rule=\"evenodd\" d=\"M1 17V16H0ZM250 34L249 33H246V35H245V42H247V41H249L250 40ZM237 61V60H236ZM124 100V99H123ZM149 101H150V98H149ZM124 103V102H123ZM73 107L74 106H72V107H69V108H72L73 109Z\"/></svg>", "mask_w": 264, "mask_h": 264}]
</instances>
